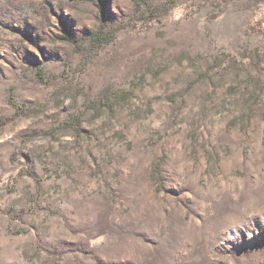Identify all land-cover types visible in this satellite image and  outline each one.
Listing matches in <instances>:
<instances>
[{
    "label": "rangeland",
    "instance_id": "1",
    "mask_svg": "<svg viewBox=\"0 0 264 264\" xmlns=\"http://www.w3.org/2000/svg\"><path fill=\"white\" fill-rule=\"evenodd\" d=\"M0 264H264V0H0Z\"/></svg>",
    "mask_w": 264,
    "mask_h": 264
}]
</instances>
